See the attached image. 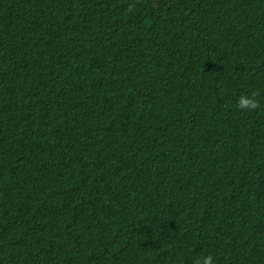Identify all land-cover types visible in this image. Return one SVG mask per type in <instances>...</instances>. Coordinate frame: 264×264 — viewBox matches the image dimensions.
I'll list each match as a JSON object with an SVG mask.
<instances>
[{"label":"trees","instance_id":"16d2710c","mask_svg":"<svg viewBox=\"0 0 264 264\" xmlns=\"http://www.w3.org/2000/svg\"><path fill=\"white\" fill-rule=\"evenodd\" d=\"M209 255L264 264V0H0V264Z\"/></svg>","mask_w":264,"mask_h":264},{"label":"clouds","instance_id":"9594fccd","mask_svg":"<svg viewBox=\"0 0 264 264\" xmlns=\"http://www.w3.org/2000/svg\"><path fill=\"white\" fill-rule=\"evenodd\" d=\"M133 6L129 5L128 11H132ZM258 93L253 91L250 94H241L238 98H237V102H236V107L238 110H240L241 112H251V111H255L257 109H259L261 107L260 101L257 99ZM196 264H212V257L209 256H205L202 260V262L200 260L196 261Z\"/></svg>","mask_w":264,"mask_h":264}]
</instances>
